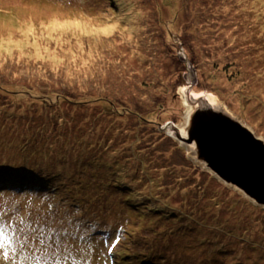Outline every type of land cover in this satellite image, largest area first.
Returning <instances> with one entry per match:
<instances>
[{"label":"rangeland","instance_id":"rangeland-1","mask_svg":"<svg viewBox=\"0 0 264 264\" xmlns=\"http://www.w3.org/2000/svg\"><path fill=\"white\" fill-rule=\"evenodd\" d=\"M100 42L105 47L93 48ZM68 51L71 56H64ZM233 60L239 63L231 68L227 63ZM178 73L183 74L180 81L175 80ZM0 85L8 87V96L43 101L48 113L57 111L56 119L61 118V123L67 119V131L76 133L70 136L72 142L107 146L118 132L115 145L122 147V153L133 146L119 142L134 140L139 127L142 134L132 145L147 154L153 150L155 157L149 155L148 162L155 165H150L148 175L146 171L137 175L148 179L147 183L155 179L168 187L180 185L197 204L195 215L200 212V201L205 202L212 234L203 239L198 227L178 210L164 205L145 210L147 199H155L152 189L137 188L127 178L118 180L107 198L101 191L102 207L93 201L95 208L88 210L92 193L84 191L87 199H83L82 189L70 185L77 176L74 170L81 182L93 183L95 188L109 181L94 179L92 169L85 167V159L94 156L81 152L84 148L57 150L75 165L64 162L61 168L44 159L15 163L13 157L22 154V149L6 146L0 147V176L39 167L52 170L47 184L53 185L50 182L59 176L70 186L59 194L51 188H0V264H113L104 244L94 248L93 243L102 233L112 255L123 257L124 249L115 242L119 226L124 234L132 230L139 237L147 233L145 226L156 237L158 230L168 228L171 240L158 238L150 251L138 246L133 251L139 257L125 264H152L145 255L167 264H264V215L259 211L264 206L221 179L220 186L208 181L204 174L209 177L214 172L197 159L200 145L193 138V131L205 124V115L211 120L214 114L238 119L264 140V0H0ZM190 90L211 94L218 102L212 103L206 94L192 96L194 112L187 123L185 98L193 93ZM143 99L156 104L142 114L176 140L192 163L182 167L170 149L168 156L159 154L170 146L152 135L151 124L119 112L131 100L136 105ZM7 136L11 137L9 132ZM64 137L59 140L62 144L69 142ZM155 166L161 169L156 171ZM106 171L110 177L119 169ZM161 175L162 181L158 180ZM33 177L36 183L42 179L40 174ZM155 189L154 185L157 193ZM240 195L258 208L248 206L246 214L257 215L242 220L233 209ZM170 199L177 202L175 197ZM154 209H164V214ZM171 227L183 230L184 236L170 233Z\"/></svg>","mask_w":264,"mask_h":264},{"label":"trees","instance_id":"trees-1","mask_svg":"<svg viewBox=\"0 0 264 264\" xmlns=\"http://www.w3.org/2000/svg\"><path fill=\"white\" fill-rule=\"evenodd\" d=\"M188 27H194V26L188 25ZM198 38H199V41H201V38L204 41L203 37H198ZM102 46L105 47L104 43L100 42L98 44H94L93 48L95 49L97 47L101 48ZM201 52H202V49H201ZM68 53L69 52H65L63 53V55L70 57ZM94 53H95V56H97V52L95 51ZM238 63L239 61L233 60L227 63V65L228 66L230 65L229 67L232 68V66H237ZM200 64L201 63H199L198 61L197 65H200ZM180 77L181 78L183 77L182 73H178L176 77L177 79L175 80L177 81L179 79L178 81H180ZM10 81H13L14 84L17 82V80H10ZM182 82H183V79H182ZM125 85L127 86L128 84L125 82ZM111 86L113 90L114 85L111 84ZM137 86H138V83L136 84V86L132 85V90L136 88ZM7 90H8V87L0 85V147L10 146L11 148H14L15 150L22 149V154H19L13 157V161L15 163H21V164L31 163L36 159L38 160L44 159V160H47L53 163L54 165L58 164V166L61 167V163L65 162L66 164H68L69 162L70 164L71 162L64 159L63 152H58V151L63 150V151L71 152L73 149H75L76 151L79 149L80 151L81 148H84L81 152H84L85 150V152H88L89 154L91 153V155H93L96 160L95 162L94 158L85 159V162L87 164V166L85 167L87 169H92L91 172L95 176V178L94 177L92 178L97 179V180L101 179V180L109 181V182H106L107 183L106 186L95 188L93 187V183L87 185V183L81 182V178L78 174V170L77 169L74 170L73 168V170L76 171L77 176L74 178L73 182L70 181L71 183L70 185L73 184V185H76L77 187H80V189H82V191H79V193L81 194V196H83V199H87L83 195L84 191H86L85 194L89 192L92 193L93 200L90 203L89 205L90 207L88 208V210H92L93 208H95V206H93V201L95 199H99V195L101 191L104 190L105 198H107L109 196V193L113 191L114 184L115 186H117L118 180H121V182H123L122 180L127 178V180H129L137 188L140 187L141 189L145 188L148 190L149 188L152 189L150 190V192L152 191V196L155 199H150V198L147 199L148 201L147 203H144V207H143L145 210H151L150 207L154 205L158 207L164 205L170 211L172 209L178 210L180 215L183 218L189 219L190 223H194L198 227L199 232H202L203 239L206 237L205 238L206 240L207 238H209V236L212 235L211 231L209 232L210 224L207 225L206 223L208 221V218L205 217L207 216L208 210L210 209L205 208L206 206L205 202L200 201V206H199L200 212H198V214L195 215L196 212L194 211V209L198 208L197 204L195 202L192 203L194 199H190L185 196L183 191H181L180 185H177L176 187L175 186L168 187L167 184L157 183L155 179L154 180L151 179V181H148L147 183L148 179L144 180V177L140 178L137 175V171H142L144 172V174L146 171V174L148 175L149 174L148 171H152L150 165H155L154 163L148 162L149 155H151V157H155V153H153V150H151V152L147 154V153H143L137 150L136 147L132 145L133 143L136 142L135 141L137 140L136 137L139 138L142 134V132H140L139 130L140 129L139 127H137V136L134 135V138H135V139L133 138L134 140L119 142L120 144H126L127 146H133L132 150H125L122 153H120V148L122 147L118 145V148H117V145H115L116 139L118 137V132L114 133L113 135L114 140L112 141V143H110L107 146H102V147H97L96 145L89 146L85 144L83 140L82 141L73 140L72 142V139L70 138V136L76 133L67 131L66 129V124L68 123L67 119L63 118V123H61L62 122L61 118L56 119V117L58 116L57 111H54L55 113L54 112L48 113V111L44 110L45 108L42 106L43 101L39 102L37 100H28V98L24 96L11 97L6 94ZM8 93H11V91H8ZM135 97L137 96L135 95ZM65 98L66 100H69V98L67 97ZM127 100L129 99L127 98ZM155 102H156L155 100L150 102V100L148 99H143L142 102H137V104L135 105L131 100V104H129V106L128 105L126 107L124 106V108H121V111L119 109L118 110L120 113H123V114H125L124 112H126L128 116L126 114L125 116L128 117L129 119H135V120H138L139 122L142 120L148 124H151L152 127L150 128V131L152 132V135L161 137L160 144L170 146L169 148H166V151L164 153H159V154L168 156L169 154L168 149H170V152H174L175 155L178 157V159L182 162V167H186L188 163H192V161L188 158V156H186V153H187L186 150L182 148L179 145V143H177L176 140L166 135L164 131H162L159 128V126H155L154 125L155 121L149 120V115L144 116L142 114L146 108L148 107L151 108V105L152 106L155 105L156 104ZM110 104L113 106L112 103ZM64 112L66 114V111ZM132 115L134 117H132ZM144 126L147 127V124H144ZM19 131H22V133H24L20 137L16 135L17 133H19ZM8 132L11 137L7 136ZM63 136H65L64 137L66 138L65 140L69 141L68 143L62 144L59 141L63 139ZM156 145L157 144L152 145V143H150V146L154 147ZM51 146H53L54 148L48 150L49 147ZM171 147H173L174 149ZM143 156L148 157V158H145ZM124 160H125V163H123ZM72 166L75 167V165H72ZM106 168L108 170L113 169V168L119 169L117 174H120V177L117 176L116 173H111L110 177H108ZM154 168L156 171L161 169L160 166H155ZM51 173H52L51 169L47 170V169H42L39 167L32 168V171H28V172L24 170L20 174L10 173L7 176H0V188L20 187L22 189L32 188L34 190H41V188L43 189L49 188L50 185L47 184V182L49 181V179L47 178L48 177L47 175ZM36 174L37 175L40 174L42 176L41 177L42 179H40L37 183L36 181H34L35 182L34 183L31 180L34 178L33 175H36ZM204 175H205V178L208 179V181L214 183L215 186L222 185V183L220 182L221 180L217 178L215 175L210 174L209 177L206 176V173ZM148 178H151V177H148ZM163 178L164 177L161 175V177L158 178V180L162 181ZM186 179L187 178H185V180ZM54 181H59L56 184L55 189L59 185H61L64 188L63 191L59 190L58 192H56L55 190L56 194L64 193L67 190V187L70 186V185H66L62 181V178H60L59 176H55V178L52 179L50 184H53ZM79 183H80V186H79ZM183 184H185V181L183 182ZM154 185L156 188L155 190L158 191L157 193L153 190ZM178 186L180 188H177ZM108 188H109V191L106 192L105 190H107ZM185 188H187V186H185ZM199 190L202 193L205 192V189L203 187L199 188ZM171 197L172 198L175 197L178 204L177 202L176 203L172 202V200L170 199ZM213 202L216 203L217 200ZM233 203H234L233 209H235V211L241 214L242 220H245L247 216L251 215L252 217L254 215H257L253 213V211H250L248 214H246L248 206H252L257 210L258 208L249 198L245 197L244 195L237 196L236 199L233 201ZM173 205L177 207H173ZM261 209L262 210H259L260 214L264 215V208L262 207ZM145 210L143 211L146 212ZM163 210L164 209H161V210L154 209V211H157V212L160 211V214H164ZM172 214H176L175 211H173ZM163 216L165 217L167 215H163ZM221 218L226 219L224 216H221ZM122 227L123 226L118 227L119 234L117 235L116 237L117 239L115 240V242L117 246L124 249L123 251L124 253H122L124 255L123 257H120L117 259L115 258L114 255H112L113 251L112 250L110 251L109 250L110 248H107L105 246V243L103 242L104 235L102 233H100L99 239H97L98 244L96 243V240L93 243L94 248L99 247V244L100 245L104 244V248L108 249V252H109L108 259L109 261L112 260L113 264H125L126 262L132 263V260L139 257V255H135L133 249H136L138 246H141L145 248L144 250L150 251L151 244L156 242L158 238L160 239L164 238L165 241L168 243H170L171 241L167 235L168 228L158 230L159 232L157 233V236L159 237H156V234L155 233L153 234L154 231L150 228H146L145 226L142 228L147 229V233L139 237V236H133L132 230L130 231L127 230L126 233L124 234L122 232ZM170 229L172 230V231H169L170 233H175V235L181 234V237L184 236L183 230L178 231V228H174V227H171ZM91 230L93 229L91 228ZM131 237L136 240L137 244L131 241L130 239ZM177 240L179 241L182 240V242H185L188 239L180 238ZM183 250H187L186 246L183 247ZM188 250H190L189 247H188ZM145 256L153 260L152 264H167V262H160V261L155 260L154 257L152 256H148V255H145ZM127 259H129L130 261H127Z\"/></svg>","mask_w":264,"mask_h":264},{"label":"water","instance_id":"water-1","mask_svg":"<svg viewBox=\"0 0 264 264\" xmlns=\"http://www.w3.org/2000/svg\"><path fill=\"white\" fill-rule=\"evenodd\" d=\"M204 119L200 130L193 131L200 145L197 159L208 164L216 177L264 206V140L238 119L214 114L211 120L208 115ZM196 121L202 124L200 118Z\"/></svg>","mask_w":264,"mask_h":264},{"label":"bare ground","instance_id":"bare-ground-1","mask_svg":"<svg viewBox=\"0 0 264 264\" xmlns=\"http://www.w3.org/2000/svg\"><path fill=\"white\" fill-rule=\"evenodd\" d=\"M111 30H112V28H111ZM68 52H69L68 54L71 56L70 51H68ZM72 69H73V68H72ZM184 86H185V87H184ZM184 86H182V87H184L183 90L187 87L186 85H184ZM182 87H181V88H182ZM190 92H193V91L190 90ZM200 94H206V96L208 97V99H209L212 103H214V104H215V102H218V100H217L216 97H212L211 94H208V93H205V92H203V93H194V92H193V93H191V95H187V99L185 98V104H186V105L188 104V107H189V108H188L187 115H186L187 123H188L189 119L191 118V116H192V114H193V112H194V107L191 106V104H192V96H194V97H198V95H200ZM189 103H190V104H189ZM58 182H59V181H54L53 185H50V186H49V188H51V190H49V191H51V192H54L55 190H56V192H58L59 190L63 191L64 188H63L61 185H59V186L55 189V186H56V184H57ZM62 185H64V184H62ZM94 202H95L96 207H102V206H103L99 199H95ZM165 217H168V215L165 216ZM103 232H104V231H103ZM97 239H99V237H98ZM97 239H95V240H97Z\"/></svg>","mask_w":264,"mask_h":264},{"label":"snow or ice","instance_id":"snow-or-ice-1","mask_svg":"<svg viewBox=\"0 0 264 264\" xmlns=\"http://www.w3.org/2000/svg\"><path fill=\"white\" fill-rule=\"evenodd\" d=\"M112 247L114 248L115 247V244L112 245ZM111 251V249H109Z\"/></svg>","mask_w":264,"mask_h":264}]
</instances>
